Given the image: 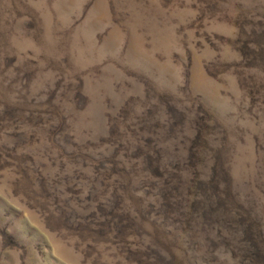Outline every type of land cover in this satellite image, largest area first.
Returning a JSON list of instances; mask_svg holds the SVG:
<instances>
[{"label":"rangeland","instance_id":"rangeland-1","mask_svg":"<svg viewBox=\"0 0 264 264\" xmlns=\"http://www.w3.org/2000/svg\"><path fill=\"white\" fill-rule=\"evenodd\" d=\"M0 264H264V0H0Z\"/></svg>","mask_w":264,"mask_h":264}]
</instances>
